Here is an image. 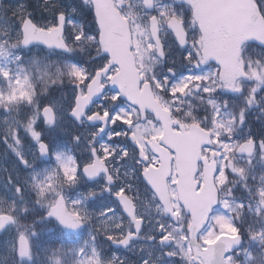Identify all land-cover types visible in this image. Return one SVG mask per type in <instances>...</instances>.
<instances>
[{
	"label": "snow or ice",
	"instance_id": "6c2138e0",
	"mask_svg": "<svg viewBox=\"0 0 264 264\" xmlns=\"http://www.w3.org/2000/svg\"><path fill=\"white\" fill-rule=\"evenodd\" d=\"M0 264H264V0H0Z\"/></svg>",
	"mask_w": 264,
	"mask_h": 264
}]
</instances>
